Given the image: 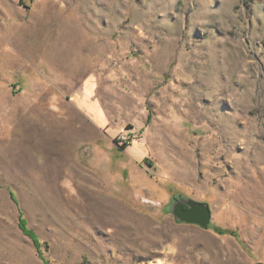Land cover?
<instances>
[{"label":"rangeland","instance_id":"374dc122","mask_svg":"<svg viewBox=\"0 0 264 264\" xmlns=\"http://www.w3.org/2000/svg\"><path fill=\"white\" fill-rule=\"evenodd\" d=\"M217 1L0 0V264H264V0ZM102 67L124 149L78 132Z\"/></svg>","mask_w":264,"mask_h":264},{"label":"crops","instance_id":"0c3cea01","mask_svg":"<svg viewBox=\"0 0 264 264\" xmlns=\"http://www.w3.org/2000/svg\"><path fill=\"white\" fill-rule=\"evenodd\" d=\"M219 0L217 1V3ZM193 36V35H192ZM150 62H146L145 66L147 68H150L151 65ZM110 71H106L103 67L98 69V72H94L93 70H90L87 72V76H89V82H88V88L85 90V94L88 97L93 98L94 100L99 101L100 106L95 107L93 106L92 111L94 112V115L98 118V122H87L86 124L79 127L78 132L81 133L82 140L86 141H94L99 137H104V134L108 136L110 139H114L118 134H120V131L125 128V122L123 123V118L118 114L121 111L120 106L123 105V103L120 105L119 102H117L115 99L118 96V94L123 95L124 90H122L120 87L122 85H118V83H113L110 78ZM80 90L83 89L79 87ZM137 93L141 95V91L136 89ZM77 94V93H76ZM138 96V95H136ZM112 97V98H109ZM137 102L134 104L132 103L134 109L140 110V101L139 98H136ZM74 104V103H73ZM75 107L81 111V109L78 108L77 104H74ZM88 109V108H87ZM144 110V109H143ZM82 112V111H81ZM82 112L84 117L87 119V117H90V114L84 111ZM143 112V111H141ZM146 120L151 115L149 110L146 111ZM92 118V117H90ZM118 118V119H117ZM144 120V122L146 121ZM127 125V124H126ZM107 128H111V135L108 134ZM99 132H101L99 134ZM103 133V134H102Z\"/></svg>","mask_w":264,"mask_h":264},{"label":"water","instance_id":"95a60500","mask_svg":"<svg viewBox=\"0 0 264 264\" xmlns=\"http://www.w3.org/2000/svg\"><path fill=\"white\" fill-rule=\"evenodd\" d=\"M184 204H187L189 208L185 209ZM170 209L178 221L195 223L205 228L209 226L212 216L209 203L199 202L182 195H177L173 199Z\"/></svg>","mask_w":264,"mask_h":264},{"label":"trees","instance_id":"16d2710c","mask_svg":"<svg viewBox=\"0 0 264 264\" xmlns=\"http://www.w3.org/2000/svg\"><path fill=\"white\" fill-rule=\"evenodd\" d=\"M127 145H122L120 146L122 149H124ZM21 227L25 230V232L27 234H29L31 237H33V239L38 242L39 244V238L38 235L34 232V230H32L31 228H28L27 226V220L25 218H21V222H20Z\"/></svg>","mask_w":264,"mask_h":264},{"label":"bare ground","instance_id":"6f19581e","mask_svg":"<svg viewBox=\"0 0 264 264\" xmlns=\"http://www.w3.org/2000/svg\"><path fill=\"white\" fill-rule=\"evenodd\" d=\"M31 133L37 135V137L40 138V139L43 136H45V137H47V140H48L49 144L52 143V141H51L53 139V137H51L52 135L50 134L51 136L50 135L47 136L45 133L43 134L41 129H38V130H35V131L33 130Z\"/></svg>","mask_w":264,"mask_h":264},{"label":"built area","instance_id":"2783aa9c","mask_svg":"<svg viewBox=\"0 0 264 264\" xmlns=\"http://www.w3.org/2000/svg\"><path fill=\"white\" fill-rule=\"evenodd\" d=\"M117 142L122 145H129L130 139L126 138L124 135H118L117 136Z\"/></svg>","mask_w":264,"mask_h":264},{"label":"flooded vegetation","instance_id":"af4514ba","mask_svg":"<svg viewBox=\"0 0 264 264\" xmlns=\"http://www.w3.org/2000/svg\"><path fill=\"white\" fill-rule=\"evenodd\" d=\"M184 208H185V209H188L189 207H188V205H187V204H184Z\"/></svg>","mask_w":264,"mask_h":264}]
</instances>
